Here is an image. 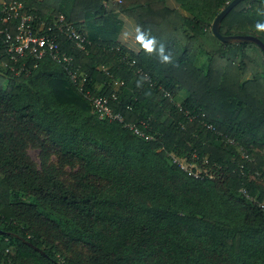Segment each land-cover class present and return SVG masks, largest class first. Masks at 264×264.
<instances>
[{
	"label": "trees",
	"instance_id": "trees-1",
	"mask_svg": "<svg viewBox=\"0 0 264 264\" xmlns=\"http://www.w3.org/2000/svg\"><path fill=\"white\" fill-rule=\"evenodd\" d=\"M17 1L84 34L86 51L59 41L123 122L98 118L64 63L0 66V264H264V55L213 35L231 0H120L137 52L110 37L107 0ZM258 24L264 0H241L220 32L264 43Z\"/></svg>",
	"mask_w": 264,
	"mask_h": 264
},
{
	"label": "built area",
	"instance_id": "built-area-1",
	"mask_svg": "<svg viewBox=\"0 0 264 264\" xmlns=\"http://www.w3.org/2000/svg\"><path fill=\"white\" fill-rule=\"evenodd\" d=\"M59 36L67 38L80 51H86L87 45L90 43L84 34L62 15H55L44 20L33 13L27 12L24 4L20 1L0 0V58L1 56L4 57L0 59V66L4 70H8L15 75L28 74L37 65L38 61L46 57L57 63H64L69 68L68 74L74 82H77L76 79L80 78L78 89L84 92L90 100L92 111L98 118L123 122L121 113L113 111L110 105V96L93 95L89 89H86V75L78 74V69L72 67L73 56L63 48ZM28 60H31V62H28ZM134 62V60L130 61L131 64ZM137 72L142 73L140 69ZM144 77L149 80L147 74H144ZM116 84L119 83L116 82ZM166 95L170 96L169 93H166ZM177 106L179 110L184 111L190 121L195 118L189 110L183 109L179 104ZM204 124L207 128L214 129L210 123ZM123 125L131 128L137 135L145 139L151 138L134 124L123 123ZM242 156L246 157V154ZM204 160L206 161V158ZM174 161L184 169H191L182 164L178 158H174ZM193 174L196 177L200 175L198 172Z\"/></svg>",
	"mask_w": 264,
	"mask_h": 264
},
{
	"label": "crops",
	"instance_id": "crops-1",
	"mask_svg": "<svg viewBox=\"0 0 264 264\" xmlns=\"http://www.w3.org/2000/svg\"><path fill=\"white\" fill-rule=\"evenodd\" d=\"M168 4L172 7L175 6V2L173 0H168ZM104 5L106 7L107 14L117 17V19L120 21L116 36H113L112 34L110 37H116V43L118 45H121L128 50L137 52L139 50L137 44L139 28L130 17L119 12L117 0H107L104 2ZM109 28L112 30L115 29L113 26Z\"/></svg>",
	"mask_w": 264,
	"mask_h": 264
},
{
	"label": "water",
	"instance_id": "water-1",
	"mask_svg": "<svg viewBox=\"0 0 264 264\" xmlns=\"http://www.w3.org/2000/svg\"><path fill=\"white\" fill-rule=\"evenodd\" d=\"M241 0H231L214 18L211 24V31L214 36L220 39L224 43H239V42H252L257 44L263 52L264 55V43L255 35L249 34H239V35H223L220 32V24L223 17Z\"/></svg>",
	"mask_w": 264,
	"mask_h": 264
},
{
	"label": "rangeland",
	"instance_id": "rangeland-1",
	"mask_svg": "<svg viewBox=\"0 0 264 264\" xmlns=\"http://www.w3.org/2000/svg\"><path fill=\"white\" fill-rule=\"evenodd\" d=\"M183 97H185V93L183 91H180L177 95H176V99L178 101H181L183 99ZM29 153L32 157L33 160H35V162H39V159H38V150L33 148V147H30L29 148ZM180 161L182 164H184L185 166H187L188 168H193L195 169L196 172L198 173H207L208 175H214V171L209 168V167H206V166H203V165H198L197 162H193L191 160H187L186 158L182 157L180 158Z\"/></svg>",
	"mask_w": 264,
	"mask_h": 264
},
{
	"label": "clouds",
	"instance_id": "clouds-1",
	"mask_svg": "<svg viewBox=\"0 0 264 264\" xmlns=\"http://www.w3.org/2000/svg\"><path fill=\"white\" fill-rule=\"evenodd\" d=\"M257 28H259V29H264V24H258V25H257Z\"/></svg>",
	"mask_w": 264,
	"mask_h": 264
}]
</instances>
